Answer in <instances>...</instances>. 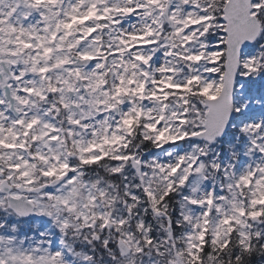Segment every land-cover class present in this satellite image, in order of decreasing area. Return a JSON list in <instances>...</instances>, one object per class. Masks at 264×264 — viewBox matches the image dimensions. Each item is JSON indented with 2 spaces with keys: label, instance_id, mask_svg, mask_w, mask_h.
<instances>
[{
  "label": "snow or ice",
  "instance_id": "snow-or-ice-1",
  "mask_svg": "<svg viewBox=\"0 0 264 264\" xmlns=\"http://www.w3.org/2000/svg\"><path fill=\"white\" fill-rule=\"evenodd\" d=\"M0 264H264V0H0Z\"/></svg>",
  "mask_w": 264,
  "mask_h": 264
}]
</instances>
